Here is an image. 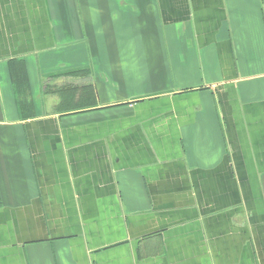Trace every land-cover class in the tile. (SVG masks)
Masks as SVG:
<instances>
[{
	"label": "crops",
	"instance_id": "crops-1",
	"mask_svg": "<svg viewBox=\"0 0 264 264\" xmlns=\"http://www.w3.org/2000/svg\"><path fill=\"white\" fill-rule=\"evenodd\" d=\"M0 264H264V0H0Z\"/></svg>",
	"mask_w": 264,
	"mask_h": 264
}]
</instances>
